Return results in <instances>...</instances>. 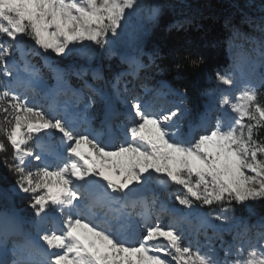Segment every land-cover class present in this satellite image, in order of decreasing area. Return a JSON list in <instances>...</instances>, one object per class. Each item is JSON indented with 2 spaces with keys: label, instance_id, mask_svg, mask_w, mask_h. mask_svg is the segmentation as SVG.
I'll use <instances>...</instances> for the list:
<instances>
[{
  "label": "snow or ice",
  "instance_id": "1",
  "mask_svg": "<svg viewBox=\"0 0 264 264\" xmlns=\"http://www.w3.org/2000/svg\"><path fill=\"white\" fill-rule=\"evenodd\" d=\"M139 7L140 0H0V153L11 152L0 163L16 177L11 191L30 197L34 214L26 217L14 206L0 211V264H264V223L249 226L235 216L237 205L264 201V102L259 98L264 88V16L255 22L245 19L259 37L233 31L251 45L242 56L250 71L232 57L229 67L216 73L218 84L228 89L236 88L239 75L235 95L227 90L219 95L218 107L231 115H216L213 125V104L197 129L182 133L175 122L181 107H156L168 96L180 97L184 105L180 91L166 83L145 88L143 95L129 88L127 77L135 79L155 63V53L148 64L140 59L146 28L132 23ZM161 7L154 2L147 19L154 22ZM122 33L126 41H121ZM24 38L56 56L84 52L87 45L117 55L118 41L132 47V53L121 54L128 71L112 82L114 94L128 108L120 129L112 130L110 109L100 129L90 128L96 98L106 104L108 98L87 82V103L82 90L72 91L74 102L59 103L57 97L67 94L65 74L51 64L47 66L57 85L45 95L53 103L47 111L37 107L27 93H35L39 73L26 58L30 53ZM14 49L21 63L10 59ZM189 62L199 67L204 58ZM93 79H103L99 69ZM21 85L24 92L17 91ZM121 86L128 95H122ZM78 122L89 129L78 131ZM53 133L60 138L57 150L37 153L29 146L41 134ZM32 160L39 163L32 166ZM153 175L161 184L183 190L175 201L188 211L163 205L153 211L155 198L149 203L135 195ZM213 205L218 211H202ZM164 215L170 218L167 225L160 222ZM134 216L140 217V232L129 228ZM193 219L199 222L194 231L185 226ZM233 228L232 242L224 241L222 232ZM253 229L255 241L248 237Z\"/></svg>",
  "mask_w": 264,
  "mask_h": 264
},
{
  "label": "trees",
  "instance_id": "2",
  "mask_svg": "<svg viewBox=\"0 0 264 264\" xmlns=\"http://www.w3.org/2000/svg\"><path fill=\"white\" fill-rule=\"evenodd\" d=\"M150 1L159 2L162 7L159 16L152 22L147 19L149 10L144 7L145 0H140L139 15L146 28L143 36V54L140 59L148 64L149 55L155 53V63L142 70L137 78L127 77V80L131 83L136 80L139 85L148 89L158 87L160 82L177 89L183 94L185 101L183 106L187 109L185 111L186 122L196 125L202 114L204 103H207L213 96L212 92L215 91V96H218L221 90L227 88L218 84L217 71L228 68L232 63V57L241 62L243 69L250 71L249 66L243 63L242 56L251 45L242 36H233V31L236 29L243 35L259 37L261 34L254 31L245 19L251 17L255 22L264 16V0ZM132 23L137 24L134 18H132ZM122 44L123 42L117 43V55L109 56L105 49L89 45L86 51L71 54L67 58L54 56L50 52L43 53L35 47L34 42L27 38H24L23 47L30 53L26 58L36 67L44 81L50 84L52 73L40 57L61 67L67 85L82 90L86 95L88 92L84 88L85 82L108 92L115 76L128 71V65L121 62V54L132 53L129 49L133 48ZM35 53H39V56ZM198 57H203L204 63L199 67L191 66L190 59ZM10 59L21 63L20 55L15 49ZM86 68L88 70H85ZM91 68L99 69L103 79L94 80ZM74 70L78 71L79 77L73 74ZM3 82V78L0 77V86H3ZM131 83L129 88H131ZM28 96L31 101H36L33 95ZM259 98L261 102H264V88L259 89ZM93 110L100 116L101 104L99 103ZM100 121L101 118L98 122ZM260 136L264 137V129H261ZM5 156L10 158V150L7 153H0V161H3ZM35 165L32 164V166ZM15 180L16 177L3 163H0V211L14 206L21 211L22 215L31 218L34 214L28 207L30 197L11 191ZM154 182H158L157 179L152 180L153 184ZM155 185L157 186V183ZM162 185L164 190L158 191L160 199L167 200L170 205H178L175 196L183 190L177 185ZM212 207L218 210V206L213 205ZM235 216L249 226L264 223V201L249 202L245 206L237 205ZM198 226L199 222L193 227L196 229ZM235 231L236 229L233 228L232 232H222L223 240L232 242ZM208 234L212 235L210 229H208ZM248 237L255 241V229L248 233ZM215 246L223 256L219 240L215 242Z\"/></svg>",
  "mask_w": 264,
  "mask_h": 264
},
{
  "label": "rangeland",
  "instance_id": "3",
  "mask_svg": "<svg viewBox=\"0 0 264 264\" xmlns=\"http://www.w3.org/2000/svg\"><path fill=\"white\" fill-rule=\"evenodd\" d=\"M144 3H145V6H144V7H145L147 10H150V9H151V6H152V4H153L154 2H152V1H150V0H145ZM132 18H134V20H136V23H143V21H142L141 18H140V15H139V8H138L137 11L133 14ZM127 31H130V28H129V29H126V32H127ZM121 36H123L121 39H123L124 41L127 40V38L125 37V36H126L125 33H122ZM121 41H122V40H121ZM121 41H118L117 43L121 44V43H122ZM122 45L127 46L126 43H123ZM88 46H89V45H87V48H88ZM127 47H128V46H127ZM128 48H129V47H128ZM79 52H81V51L73 50L72 52H69V53H67L66 55H62V56H60V57H63V58L66 57V58H67V57H69L71 54L79 53ZM129 52H133V49H129ZM51 54L54 55V56H56L54 53H51ZM36 55H37V54H36ZM40 58H42V57H40ZM41 61H42L44 64H46V65L51 64L52 67H54V68H58V69H60V70L63 72V69H62L61 67L54 66V65H53L49 60H47L46 58L41 59ZM47 68H49V67L47 66ZM49 69H50V68H49ZM85 70H88V68H86ZM94 70H96V68H91V73H93ZM242 70L245 71V72H249V71L243 69V67H242ZM50 72L52 73V77H51V83H52V86L50 87L51 90H52V89H54L55 86L57 85V81H56V79H55V74L53 73V71H52L51 69H50ZM73 72H74L73 74H74L76 77H79V73H78L77 70H74ZM124 72H126V71H124ZM115 77H116V76H115ZM126 79H127V78H126ZM236 79H237L236 88H234V89H228V86H226L227 88L225 89V90H227L230 94H232L233 96L235 95V92L238 91L239 88L241 87V81H240L239 75H237ZM85 81H86V80H85ZM87 84L90 85L89 82H87ZM64 86H65V88H66V90H67V94L65 95V94L61 93V94L57 97V99H58V100H59V99H63V101H73V102H74L76 98L72 96V91H73V90H76V89H74L72 86H68V85H67V82H65V85H64ZM36 87H38V88H46V83L42 81L40 75H39V81H38ZM145 88H146V87L139 85L138 82H137L136 80H133L132 83H131V88H130V89H132V93L135 94V95H143ZM151 89H152V88H151ZM17 91L24 92V87H23V85H21V87L18 88ZM86 91L88 92V89H87V88H86ZM110 91H111V92H110V95L107 96V98H108V101H109L111 104H113V105L115 106V108H116V112H115V114H114V119H115V121H116V122H117V121H118V122H119V121L126 122L127 112H128L127 105L124 104V103L122 102L121 98H118V97L114 94V91H113V88H112V83H111V85H110ZM121 92H122V95H128L127 93H123V86H121ZM32 93H33V92L29 91V92L27 93V95H31ZM89 95H90L89 92H88L86 95L84 94V102H85V103L88 102L87 97H88ZM219 95H220V93H219ZM219 95H218V96H214V97L212 96V98H210V100H209L207 103H204V107H203L202 114H201V116L199 117L196 126H190V125H188L187 122L185 121V118H183V117L181 116V114H178V117L175 118V122H176V125L181 129V132H182V133H186V132H188V131L191 130V129H197V127H198V125H199V123H200V119H201L202 115L206 112V110L209 108V106H211V105H213V104L216 105V109H215V112H214V114H213V120H212L213 125H214V123H215V119H214V117H215L216 115L225 116V117H227V115H231V113L228 112L227 110H223V109H220V108L218 107ZM179 98H180V97L168 96L167 99H165V100H158V101L156 102V107H157V108L163 107L166 111H167V110L174 109L175 107H181V113H182V111H183V105H180V104H179V100H180ZM40 100H41V99H39V97H38V95H37V100H36V102H34V101H33V102H34L36 105H38L37 107L41 108V109L44 110V111H47L48 109H45V108L43 107L42 102H41ZM99 101H100V99L97 97V98H96V103L93 105V108H92V110H91L92 112H94V110H93L94 107L99 105ZM108 101H107V102H108ZM101 103H102V105L104 106L105 102H104V101H101ZM94 113H95V116H94L93 120L91 121V125H90V128H91V129H92V124L94 123L95 120H96V124H98V115L96 114V112H94ZM100 126H101V124H98V127H97L96 130L100 129V128H101ZM75 127H76L77 130L80 131V132H84L86 129H89V125L86 124V123H83V122H78V123L75 125ZM43 140H46V141H53V140H54V141L57 143V149L59 148V145H60V138H59V134H56V133H53V134H51V135L41 134L40 139H39V140H34L30 145H32V146L35 147V148H37V147L40 148V146H45ZM155 178H156V176L153 175V177L150 178L149 181L147 182V184L142 188V189H145L146 191H148V194H147L146 197H144V198H146V200H147L149 203L151 202V200H152L153 198H155V199L157 200V202H158V204H157V208L154 209L153 211L158 210V208H159L160 205H163V206H165V207H175V208H177V209H179V210H181V211H185V212L188 211L187 209H184L183 206H180V205H170V204H168V201H165V202H164V201H161V199H160V197H159V195H158V191H159V190H160V191H163V190H164V187H163V185L158 181V179H157L158 182H154V184H153V183L151 182V180H154ZM156 183H157V186L155 185ZM169 185H170V186H173L174 184H169ZM179 193H182V191H180ZM16 194H19V193L16 192ZM197 207H199V205H198ZM202 211L207 212V211H218V210H217L215 207H212V208H207V207H205L204 209H202ZM162 217H163L165 220H164L163 218H161V221H160V222H161V223H164L165 225H167V223L169 222V219H170V218H169L167 215H164V216H162ZM139 220H140V217L138 216V218H137V226H138V228H140L139 225H138V221H139ZM153 220H155V216H153ZM195 221H196V220L193 219L192 222H191L190 224H186L185 226H186L187 228H190L191 230L194 231L195 229H194L193 226L196 225ZM215 223L219 224V222H215ZM226 227H228V226H227V225H221V228H226ZM140 230L142 231L141 228H140ZM210 231H211V233H212V230H211V229H210ZM209 235H210V234H209ZM199 239H200L201 243L203 244V236L199 237ZM191 240H192V243L195 244V237H192ZM184 242H185V244H187V243L189 242V238L186 237V239H185ZM204 250H206V249H204Z\"/></svg>",
  "mask_w": 264,
  "mask_h": 264
},
{
  "label": "water",
  "instance_id": "4",
  "mask_svg": "<svg viewBox=\"0 0 264 264\" xmlns=\"http://www.w3.org/2000/svg\"><path fill=\"white\" fill-rule=\"evenodd\" d=\"M147 194V191L145 189H140L137 193H135V195L137 196H141V195H145Z\"/></svg>",
  "mask_w": 264,
  "mask_h": 264
}]
</instances>
